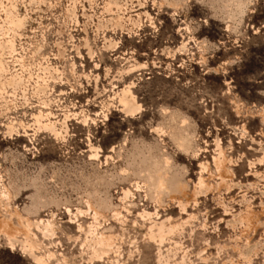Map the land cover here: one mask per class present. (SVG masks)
<instances>
[{
  "label": "rangeland",
  "instance_id": "rangeland-1",
  "mask_svg": "<svg viewBox=\"0 0 264 264\" xmlns=\"http://www.w3.org/2000/svg\"><path fill=\"white\" fill-rule=\"evenodd\" d=\"M0 264H264V0H0Z\"/></svg>",
  "mask_w": 264,
  "mask_h": 264
},
{
  "label": "bare ground",
  "instance_id": "bare-ground-1",
  "mask_svg": "<svg viewBox=\"0 0 264 264\" xmlns=\"http://www.w3.org/2000/svg\"><path fill=\"white\" fill-rule=\"evenodd\" d=\"M133 85L134 84L122 91L124 98L121 100V102L123 103L125 110L128 112L139 110L142 108V105L137 100V96L133 92ZM48 127H51L53 130L55 129L54 126Z\"/></svg>",
  "mask_w": 264,
  "mask_h": 264
}]
</instances>
